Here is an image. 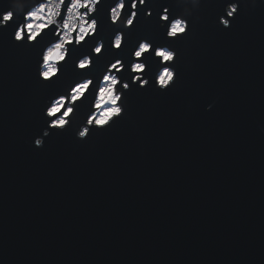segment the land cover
Returning <instances> with one entry per match:
<instances>
[{
	"label": "water",
	"instance_id": "1",
	"mask_svg": "<svg viewBox=\"0 0 264 264\" xmlns=\"http://www.w3.org/2000/svg\"><path fill=\"white\" fill-rule=\"evenodd\" d=\"M111 2L70 56L115 27ZM227 2L148 0L147 18L140 5L121 49L105 52L167 42L179 53L175 86L136 82L110 127L86 140L53 129L42 148L34 136L56 118L45 102L87 70L68 58L44 82L40 37L16 42L0 28V264H264V0H241L230 28L219 22ZM169 5L190 18L186 39L165 40L158 17Z\"/></svg>",
	"mask_w": 264,
	"mask_h": 264
},
{
	"label": "clouds",
	"instance_id": "2",
	"mask_svg": "<svg viewBox=\"0 0 264 264\" xmlns=\"http://www.w3.org/2000/svg\"><path fill=\"white\" fill-rule=\"evenodd\" d=\"M103 3L104 0H8L5 8L0 9V28L14 29V41L24 42L26 34L27 43L37 41L40 37L38 46L42 56L39 78H42V81L58 78L68 58L72 60L77 71L87 70L67 81L50 102H45L48 106L43 110L44 116L56 118L47 119V126L41 129L40 134L34 136L35 147H44L46 138L52 135L53 129L64 131L71 127L78 140H86L94 127H110L114 118L127 113L126 93L136 82H139V87L148 86L155 76V86L164 91L175 86L178 80L176 66L163 68L157 73L149 67V60L154 57L141 59L145 52H150L153 48V41L148 38L141 39L138 46H133L134 50L127 49L131 52V57L105 52L109 38L112 49H121L129 37V28L137 19L140 5L145 6L146 18L153 15V8L147 6L148 0H132L130 15L127 11L128 0H112L110 4H106L110 25L115 27L106 36L90 41V51L70 56L72 49L69 46L73 45V41L74 47H78L85 42L86 37H92L98 32L100 18L93 14L98 12V6ZM256 3L257 0H252L253 6ZM169 9L170 6H166L164 11L159 13L160 21L168 17ZM240 9L241 0L227 2L223 8L224 14L219 17L220 24L230 28ZM189 20L186 15H177L169 26V37L188 33ZM53 25L56 26L55 31L51 30L50 26ZM160 27L163 28V23H160ZM45 28H49L47 33L44 32ZM57 36L59 39H56ZM156 54L162 57L160 63L175 65L179 53L176 48H158ZM97 57H100L99 62ZM113 69L116 71L113 72ZM146 69L148 74L144 75ZM121 70H125L124 76L117 74ZM131 73L137 75L131 76ZM126 76L131 79H126ZM78 101L81 103L78 104ZM207 107L210 110L213 105L209 104ZM62 109H65L63 114L57 116Z\"/></svg>",
	"mask_w": 264,
	"mask_h": 264
},
{
	"label": "snow or ice",
	"instance_id": "3",
	"mask_svg": "<svg viewBox=\"0 0 264 264\" xmlns=\"http://www.w3.org/2000/svg\"><path fill=\"white\" fill-rule=\"evenodd\" d=\"M169 6H170V8L172 7V5H169ZM163 11H164V9H163ZM179 14H180L179 12H178V13H175V14L169 12L168 17L164 19V22H166V23H163V28H162V29H166V32H165V34H164V35H165V40H167L168 38H172L173 40H177V39H186V38H187L188 33H184L183 35H176V36H174V37H169V35H168V32H169V26H170L171 22H172L173 20H175L176 16L179 15ZM158 19L160 20V16L158 17ZM159 27H160V25H159ZM189 27H190V23H189ZM160 28H161V27H160ZM154 45H155V46H154ZM108 47H111V40H110V39H109V42H108ZM158 48H173V47H171L170 44L167 43V42L155 43V42L153 41V48L151 49V51H150V52H145V53H144V57L146 56V54H148V55L151 56V57L159 58V60L155 62V71H156L157 73H159V71H160L161 69H163V68H168V67H173V66H175L174 64H170V63H168V62L160 63L162 57H161V56H158V55L156 54ZM153 49H154V50H153ZM178 55H179V54H178ZM177 57H178V56H177ZM89 135H91V133H89Z\"/></svg>",
	"mask_w": 264,
	"mask_h": 264
},
{
	"label": "rangeland",
	"instance_id": "4",
	"mask_svg": "<svg viewBox=\"0 0 264 264\" xmlns=\"http://www.w3.org/2000/svg\"><path fill=\"white\" fill-rule=\"evenodd\" d=\"M62 114H63V113H62ZM62 114H61V115H62Z\"/></svg>",
	"mask_w": 264,
	"mask_h": 264
}]
</instances>
